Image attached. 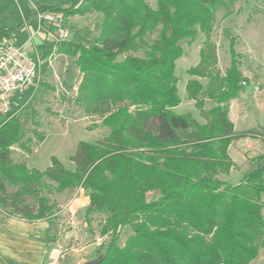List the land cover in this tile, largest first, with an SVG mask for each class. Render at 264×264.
<instances>
[{
    "label": "trees",
    "instance_id": "1",
    "mask_svg": "<svg viewBox=\"0 0 264 264\" xmlns=\"http://www.w3.org/2000/svg\"><path fill=\"white\" fill-rule=\"evenodd\" d=\"M68 1L65 7L40 6L37 12L101 14L93 42L73 43L66 51L81 74L74 102L98 115L108 132L94 142H78L71 155L73 170L54 157L38 170L12 161L21 120L15 113L2 116L0 209L9 217L52 224L55 205L41 189L83 188L86 219L104 213L102 234L110 237L96 251L99 264H250L264 249V153L254 157L257 166L238 183L217 177L235 165L228 154L232 140L252 135L236 133L228 118V103L245 83L234 40L223 75L210 41L216 10L236 0ZM19 24L0 27V39ZM155 31L156 39L147 42ZM199 33L204 36L199 60L187 73L208 81L189 78L185 91L201 121L173 110L180 103L175 75V61L183 53L179 42ZM143 45L144 56L118 59ZM204 98L214 105L205 108ZM259 137L264 145V120ZM149 192L157 196L148 200ZM124 227L130 234L119 245Z\"/></svg>",
    "mask_w": 264,
    "mask_h": 264
},
{
    "label": "rangeland",
    "instance_id": "2",
    "mask_svg": "<svg viewBox=\"0 0 264 264\" xmlns=\"http://www.w3.org/2000/svg\"><path fill=\"white\" fill-rule=\"evenodd\" d=\"M149 3L155 6L154 1ZM46 4H58L65 7L69 1L0 0V26L15 23L16 20L23 19L24 14H28L27 22L33 32L29 41L36 36L33 42L42 61L36 85L25 93L21 102L19 98L11 99L10 109L5 113L0 112V119L6 114L15 113L21 120L20 139L11 147L13 162L25 161L29 167L44 170L54 157L65 169L71 171L74 169L71 155L74 154L78 142H94L107 134L104 129L106 127L100 124L98 115L87 114L74 102L81 74L74 64V58L66 51L73 43L93 42L98 35L101 14L91 11L83 15L77 14L71 19L60 15L54 21L47 22L37 14L38 8ZM47 12L49 11L45 13ZM59 30H65L67 35L64 38L59 37ZM156 37L155 31L149 33L146 40L150 43ZM231 37L234 40L241 77L245 80L244 84L241 83L237 95L231 100V121L236 133H252V135L234 139L228 149L236 169L231 170L229 174H224L222 179L234 185L245 172L257 166V162L251 163L244 158V155L257 156L264 153L263 141L259 137L264 120V0H236L227 2L225 6L216 10L210 41L216 48V68L221 75L229 66ZM203 40L204 36L199 33L194 40L184 39L179 42L183 53L175 61V75L178 79L180 97V103L175 110L178 114L188 113L194 117L199 116L194 104L190 103L186 97L185 83L189 78L204 82L202 84L208 81L206 77L190 76L187 73L188 69L199 60V49ZM145 52L146 46L143 45L136 51L120 55L118 59L121 60L128 54L144 56ZM28 55L35 57L34 48ZM206 106L209 105L204 104L205 108ZM40 136L43 137L42 141ZM50 186L43 187L41 193L51 202L54 200L52 197L54 188ZM156 196V193L149 192L147 199H153ZM56 204L54 203L57 212L61 207ZM2 212L4 213L0 209V214ZM262 212L264 216V209ZM56 217L52 222V233L59 237L64 236L68 230L66 227L68 224L65 221L55 220ZM88 218L90 219L88 238L95 242L94 248L91 251L82 249L84 240L77 239L76 249L70 251L72 255L64 254V259L68 258L71 264H81L96 258L97 249L101 244L106 245L109 241V233L102 234L105 214L93 212ZM129 234L128 227L122 228L118 244L123 245ZM69 247L70 245L65 246L67 250H64V253L69 250ZM250 264H264V249L261 248L258 251L256 258Z\"/></svg>",
    "mask_w": 264,
    "mask_h": 264
},
{
    "label": "crops",
    "instance_id": "3",
    "mask_svg": "<svg viewBox=\"0 0 264 264\" xmlns=\"http://www.w3.org/2000/svg\"><path fill=\"white\" fill-rule=\"evenodd\" d=\"M74 16L75 15H71L68 17L71 19ZM28 19L29 18L26 14H24L23 19H20L19 21L16 20L15 23L1 25L0 27L12 26L20 22V24L10 32L7 38L0 39V45L4 41L17 46L25 44L24 46L27 54H30V51L34 48L35 57H31L37 61L39 79V66L42 61L40 54L36 49V44L33 42L36 36L32 37V40L29 41L33 32L27 22ZM199 79L201 80V78ZM28 91L29 90L25 93ZM25 93L14 96L12 99L19 98L21 102ZM188 100L190 103L194 104V100L189 98ZM231 100L228 105V118L230 121ZM212 103L213 102L208 98L204 99V104L209 105L208 107L206 106V108L212 107ZM176 107H174V111L176 110ZM195 118L201 121L199 116ZM104 129L108 132L106 128ZM233 140L229 148L233 144ZM254 157L255 156L247 154L244 155V158L251 161V163L257 162ZM235 169L236 164L231 170L233 171ZM223 175V173H220L217 177L223 180ZM52 197L54 200H51V203H57L56 205L61 207L54 214L57 216L55 220L61 222L65 221V223L68 224L66 226L68 230L65 232V235L60 237L58 235H53V224H49L46 220L39 219L26 221L18 217L6 216V214L2 212L0 214V264H71L68 258L64 259V254L69 255L71 254L70 251L76 249L75 244H77V239L84 240V245L81 247L82 249L91 251V249L94 248L93 245L95 242L88 238L90 219L88 221L85 216V209L88 205L87 192L83 188H76L73 190L66 189L59 192L54 190ZM60 217H62L61 220ZM67 245H70L69 250L64 253V250H67V248H65ZM84 260L85 259H83V261Z\"/></svg>",
    "mask_w": 264,
    "mask_h": 264
},
{
    "label": "built area",
    "instance_id": "4",
    "mask_svg": "<svg viewBox=\"0 0 264 264\" xmlns=\"http://www.w3.org/2000/svg\"><path fill=\"white\" fill-rule=\"evenodd\" d=\"M44 13L37 12L47 22L61 15L54 11ZM66 35L65 30H59V37L64 38ZM24 45H12L5 41L0 45V112L5 113L10 109L12 97L24 94L37 83V61L26 53Z\"/></svg>",
    "mask_w": 264,
    "mask_h": 264
},
{
    "label": "water",
    "instance_id": "5",
    "mask_svg": "<svg viewBox=\"0 0 264 264\" xmlns=\"http://www.w3.org/2000/svg\"><path fill=\"white\" fill-rule=\"evenodd\" d=\"M100 261H101V258L96 257L93 259L86 260V261L82 262L81 264H99Z\"/></svg>",
    "mask_w": 264,
    "mask_h": 264
}]
</instances>
